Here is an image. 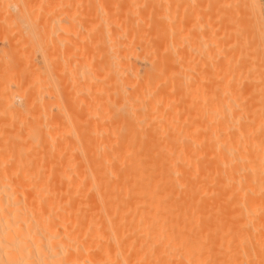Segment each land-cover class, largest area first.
<instances>
[{"label": "rangeland", "instance_id": "obj_1", "mask_svg": "<svg viewBox=\"0 0 264 264\" xmlns=\"http://www.w3.org/2000/svg\"><path fill=\"white\" fill-rule=\"evenodd\" d=\"M250 1L0 0V103L9 94L30 124L44 125L40 151H32L31 140L28 149L47 164L46 176L58 178L51 172L71 159L69 171L81 170L91 190L94 180L110 183L100 187L104 196L188 199L206 255L213 251L216 264H257L249 259L254 246L243 218L247 195L226 182L227 166L217 160L219 138L227 136L217 123L223 92L229 108L238 93L236 115L264 157V0ZM138 37L144 45L135 49ZM54 160L64 161L50 171ZM254 190L263 192L264 181ZM250 213L258 215L255 206Z\"/></svg>", "mask_w": 264, "mask_h": 264}, {"label": "bare ground", "instance_id": "obj_2", "mask_svg": "<svg viewBox=\"0 0 264 264\" xmlns=\"http://www.w3.org/2000/svg\"><path fill=\"white\" fill-rule=\"evenodd\" d=\"M253 2H251L252 5ZM143 45L144 40L138 37L132 46L138 49ZM113 61L115 60L113 59ZM218 75L215 87L222 93L225 91L224 82L222 84L224 79L223 76ZM219 94L217 93L218 101H216L219 115L217 123L219 130L226 132L227 136L224 139L219 138L220 143L218 141L217 147L219 153H217L218 150L216 152L217 160L227 166L224 170L226 182L234 183L231 186H238V195H243V197L247 195L246 200L241 204L245 206L247 212L245 213L248 214V216L243 214V216L245 215L243 218L246 217L245 219H247L248 233L252 237L248 241L250 242L249 247L254 246V256H249V259L252 263L257 260V264H264V191L256 193L254 190V187L263 186L264 168H262L263 163L260 161L263 162L264 157L261 159L257 156L256 153L259 151L257 147V151H253V143L250 145L249 134L246 133L249 130L248 124L241 122L236 115L235 108L240 105L236 98L238 93L237 96L235 93L231 97L227 96L230 97L229 105L231 108L228 107V102H225L226 98L222 101L223 98H220L222 94L220 96ZM211 95L213 96V94ZM224 95L229 94L225 93ZM8 96L9 94L6 96L7 99L0 103V110L6 113H2L5 117L1 114L5 120L0 115V119H2L0 120V264H216L217 261L211 254L213 251L209 252L213 248L208 250L210 254L206 255L205 253L208 247L206 248L204 244V234L199 224L200 219L196 215L197 212L192 211L193 209L190 210L192 205L184 202L185 200L190 202V200L181 201L183 199L178 197L179 203L176 201V197L173 199V197L164 196H136L127 199L120 195L104 196L100 187L107 182H100L102 186L99 184V187L93 184L96 181L94 180L92 185L96 189L91 190V185L84 184L87 182L84 179L86 177L83 176V181L79 179L83 173L79 170L80 167L77 168L79 172L69 171V168L75 166L74 161H76L71 159L65 160L63 164L64 160H60V162L62 161L61 168L59 161L57 164L55 160V163L50 162V169L51 165L59 164L56 169H60V173L53 174L51 172V175L58 177L56 179H53V176H49L50 178L46 176L44 174L45 168L41 171L44 163L40 164L39 160L37 162L39 159L37 153L35 156H29L28 149V143L31 140L32 151L36 148L39 150V147L35 148V143L42 144L41 139L46 133L41 131L44 129L42 128L44 125L41 126L37 119L30 124L26 112H24L26 119L23 118L25 117L24 113H19L22 112L20 111L22 106H19L20 109L18 106L16 107L15 102L13 103ZM24 104L27 103L24 102ZM26 108L25 110H27ZM7 115L16 121L9 120V124ZM6 116L8 117L7 120ZM31 117L33 118V116ZM10 125H13L15 129L12 128L11 131ZM23 128H27L24 133L20 131ZM53 131L52 129L51 132ZM56 136L55 133L54 137L56 138ZM50 137L52 136L46 135L44 141L46 139L50 142ZM55 141L58 143L57 140ZM249 142L250 144H248ZM42 147L46 149V146ZM42 147L40 146V148ZM49 150L47 153L44 152V158L47 156L46 154L51 153ZM57 150L56 152H58ZM44 153L40 155L42 156ZM88 155L91 156L93 153H88ZM49 156L52 158L51 155ZM68 157H71L70 152ZM57 160H59L58 157ZM37 163L38 165H36ZM87 164L89 163L87 162ZM215 164L217 167V162ZM52 169L50 171H53ZM58 170L54 172L58 173ZM189 185H184L185 191H188ZM117 189L116 186V192ZM86 190H90L89 193L94 191L93 194L96 190L99 195L98 193L96 195L91 194V196L82 195L81 193ZM89 193L87 194L89 195ZM254 206L258 214L255 216L250 213L254 210ZM254 235L255 241L253 240Z\"/></svg>", "mask_w": 264, "mask_h": 264}]
</instances>
